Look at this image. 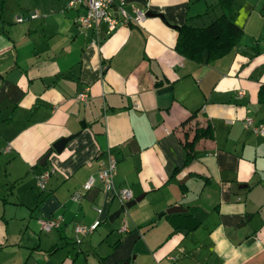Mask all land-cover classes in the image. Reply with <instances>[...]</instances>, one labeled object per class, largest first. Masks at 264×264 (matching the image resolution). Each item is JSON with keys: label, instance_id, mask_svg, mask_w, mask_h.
<instances>
[{"label": "crops", "instance_id": "obj_1", "mask_svg": "<svg viewBox=\"0 0 264 264\" xmlns=\"http://www.w3.org/2000/svg\"><path fill=\"white\" fill-rule=\"evenodd\" d=\"M69 1L0 0V264H264V136L243 124L246 116L264 123V0H125L129 12L164 19L110 34L101 23L99 44ZM222 14L242 29L226 55L198 63L176 50L182 24ZM207 121L213 138L199 140L184 166V134ZM68 136L61 152L52 149ZM110 158L115 189L142 196L119 224L126 206L99 180L71 199ZM174 205L186 211L167 214ZM188 213L201 219L193 229ZM58 214L64 223L44 231ZM95 219L98 228L76 244L73 225ZM123 222L128 231L119 232Z\"/></svg>", "mask_w": 264, "mask_h": 264}, {"label": "built area", "instance_id": "obj_2", "mask_svg": "<svg viewBox=\"0 0 264 264\" xmlns=\"http://www.w3.org/2000/svg\"><path fill=\"white\" fill-rule=\"evenodd\" d=\"M125 0H70L68 7H79L82 12L78 15V25L85 29L86 32L93 34L91 44H99L100 34L102 32L100 24H105L104 33L110 34L118 26L127 25L131 22H141L146 18V11L136 6L131 7L129 12L125 8ZM37 13L31 14L32 18L37 17ZM23 18L19 16L17 21H22ZM239 95L243 94L242 91L238 92ZM89 97V88L86 87L80 91L76 98L79 101L85 102ZM243 124L246 129L255 135L264 136V123L257 122L252 116H246L243 119ZM117 162L114 159H108L106 162L100 164L99 169L95 174H91L88 179L83 183L81 188L74 191L71 195L73 201H80L85 192L90 190L95 182L99 180L105 191H113L118 197L120 205L125 207L126 202L130 201L133 197L130 189L121 187L115 189L114 176L116 174ZM51 175L50 169L43 170L37 177L36 185L44 190L46 188L48 179ZM96 211L100 214L102 208L95 207ZM64 223V218L61 214L49 217L42 223V229L46 232L54 228L60 227ZM101 224L100 219H95L89 224L75 223L72 227L73 238L76 244H80L83 239L90 233L94 232ZM119 232L128 231V226L125 222L121 223L118 227Z\"/></svg>", "mask_w": 264, "mask_h": 264}, {"label": "trees", "instance_id": "obj_3", "mask_svg": "<svg viewBox=\"0 0 264 264\" xmlns=\"http://www.w3.org/2000/svg\"><path fill=\"white\" fill-rule=\"evenodd\" d=\"M242 36V29L231 21L225 14L219 15L213 19L208 25L202 27L193 26L187 22L182 24L178 29V37L175 43L176 50L184 57L202 63V54L204 50L208 51V60H213L226 55L239 41ZM258 103L264 107V84H261L257 91ZM199 113L192 112L185 120L190 121L198 116ZM213 127L209 121L203 126H196L193 131V136L184 134L182 144L186 151L184 166L195 156L194 148L197 142L201 139L213 138ZM180 168L174 170L177 171ZM165 215V212L158 214ZM187 216L192 215L190 213ZM194 223L188 227L193 229L197 227L201 219L192 217ZM153 225L151 223L147 226Z\"/></svg>", "mask_w": 264, "mask_h": 264}, {"label": "water", "instance_id": "obj_4", "mask_svg": "<svg viewBox=\"0 0 264 264\" xmlns=\"http://www.w3.org/2000/svg\"><path fill=\"white\" fill-rule=\"evenodd\" d=\"M146 16H158V17H161L162 19H164V16L160 13H155L151 10H147L146 12ZM174 27H177V26H174ZM202 58H203V62H207L208 60V51L207 50H204L203 54H202ZM150 120H154V115L153 113H149L148 114ZM72 136H68V137H62L60 139H58L52 146V149H54L56 152H61L66 144V142L71 139ZM52 150H49L47 151L38 161V164L39 165H44L48 156L50 155ZM142 196L140 197H137L135 199H131L130 201L126 202L125 206L127 208L131 207L132 205H134L137 201H139L141 199ZM186 211L185 208L179 206V205H174V206H171L169 208L166 209V213L167 214H173V213H181V212H184ZM121 213V209H118L116 210L115 212H113L112 214L109 215L108 217V220L110 222H113Z\"/></svg>", "mask_w": 264, "mask_h": 264}, {"label": "rangeland", "instance_id": "obj_5", "mask_svg": "<svg viewBox=\"0 0 264 264\" xmlns=\"http://www.w3.org/2000/svg\"><path fill=\"white\" fill-rule=\"evenodd\" d=\"M39 161V160H38ZM37 163V165L39 166V167H42L41 165H39L38 164V162H36ZM28 180V181H27ZM23 182L24 183H26V182H29V179H25V180H23L22 181V184H23ZM27 184V183H26ZM47 186V185H46ZM38 187V186H37ZM39 188V187H38ZM38 190H40V191H45V190H42V189H38ZM41 193H44V192H41ZM133 206H131V207H129V208H126L125 207V209H126V212H125V209H124V212H122V214L114 221V223H116V224H119L120 223V221L124 218V216H126L127 214V212H129L130 211V209L132 208Z\"/></svg>", "mask_w": 264, "mask_h": 264}]
</instances>
